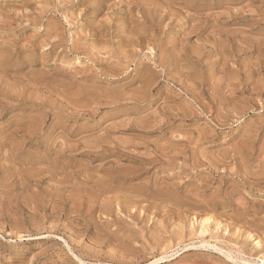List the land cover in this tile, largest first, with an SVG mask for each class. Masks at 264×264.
<instances>
[{"label": "rangeland", "instance_id": "obj_1", "mask_svg": "<svg viewBox=\"0 0 264 264\" xmlns=\"http://www.w3.org/2000/svg\"><path fill=\"white\" fill-rule=\"evenodd\" d=\"M263 260L264 0H0V264Z\"/></svg>", "mask_w": 264, "mask_h": 264}, {"label": "bare ground", "instance_id": "obj_2", "mask_svg": "<svg viewBox=\"0 0 264 264\" xmlns=\"http://www.w3.org/2000/svg\"><path fill=\"white\" fill-rule=\"evenodd\" d=\"M203 222V221H202ZM164 258V257H163ZM264 261V260H263ZM262 262V261H261ZM264 264V263H263Z\"/></svg>", "mask_w": 264, "mask_h": 264}]
</instances>
